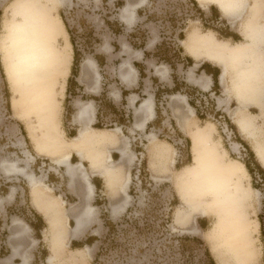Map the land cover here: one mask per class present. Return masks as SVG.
I'll use <instances>...</instances> for the list:
<instances>
[{"label":"rangeland","instance_id":"1","mask_svg":"<svg viewBox=\"0 0 264 264\" xmlns=\"http://www.w3.org/2000/svg\"><path fill=\"white\" fill-rule=\"evenodd\" d=\"M126 1L22 0L17 5L14 0H0V43L6 45L8 58L15 53V24L29 22L34 15L51 18L50 34L58 50H64L61 60L51 56L45 66L27 70L22 77L17 75L14 93L9 90L0 53V264H218L210 244L223 253L226 264H252L230 247L236 225H242L250 238V248L257 257L254 263L264 264V178L259 169L264 170V165L252 150L255 142L264 147V112L247 109L254 114L256 126L249 139L235 126L236 101L228 103L227 109L218 103V98L224 97L222 89L212 93L182 84L190 67L184 61L179 34L184 38L189 31L198 30L213 33L228 44L243 42L240 30L248 15L244 12L232 22L215 5L210 12L206 2L199 4L205 9L198 11L187 0H148L124 26L119 21ZM258 1L261 7L255 16L261 19L264 0ZM226 33H239L241 40L224 39ZM154 36L161 48L149 50L142 59L146 77L140 90L150 93L156 91V85H163L157 92L162 126L132 132L126 127L127 110L120 104L117 110L110 108L102 93H113L120 87L118 77L123 73L119 65L127 57L120 53L119 45L126 44L135 52ZM68 41L70 49L65 50ZM114 45H118L115 50ZM74 49L79 53L75 76L84 89L90 87V93L81 90L80 94L90 97V117L102 128L92 127L90 139L78 146L72 145L70 138L74 125L68 121L67 106L68 100L74 103L71 96L75 91L71 96L66 92ZM103 56L105 62L98 64L96 60ZM126 64L132 65L128 60L123 62L128 72ZM244 64L247 75H252L251 62ZM162 72L168 80L152 83L148 79ZM249 75L246 82H256ZM185 93L189 101L187 97L171 99ZM189 109L192 116H187ZM200 126L207 127L206 131ZM78 149L90 157L86 158L88 165L93 158L103 156L108 176L98 173L106 190L101 188L93 196V189L88 225L72 237L74 214L88 206L85 187L79 177L71 189L65 167L57 161L71 157ZM123 149L134 156L131 165H124L127 158L122 162L119 153L116 161L108 163L106 156L111 151ZM70 160L78 162L76 157ZM245 163L249 167L246 176L240 169ZM192 165L197 166L196 173L180 178L185 166ZM228 167L235 172L233 176ZM85 170L89 173L87 167ZM30 175L38 181L36 198L42 212L32 201ZM126 178L128 198L123 204ZM114 207H119L115 213ZM33 209L44 218L45 227ZM49 209L50 218L62 215L61 223L52 218L49 224L43 214Z\"/></svg>","mask_w":264,"mask_h":264},{"label":"bare ground","instance_id":"2","mask_svg":"<svg viewBox=\"0 0 264 264\" xmlns=\"http://www.w3.org/2000/svg\"><path fill=\"white\" fill-rule=\"evenodd\" d=\"M22 0H14L17 2V5L20 4ZM147 0H136L135 3H131L129 0L126 1L125 5L122 8L121 19L127 23H131L134 20L135 13L134 9L140 5L146 3ZM198 4L212 3L219 8L223 15L227 18H230L232 22L241 18V15L245 12L248 15L247 24L244 26V23L240 30V35L243 38V42L228 44L226 41L218 39L213 33L205 34L201 33L198 30L189 31L186 36L181 39V45L184 49L195 58L204 55L208 58H216L221 65V73H220V82L223 85V95L224 97L218 98V103L220 106H225L227 109L228 103L232 100H235L238 106L233 110V114L235 116L234 123L237 129L244 134L249 139L254 136L255 132V124L253 123L254 114L247 111L248 108H256L264 112V16L262 15L261 19L258 16H255V13L260 9L261 5L258 0H196ZM58 18L55 19L57 21ZM51 18L49 16H39L35 15L31 18L29 22H17L16 26V35L13 37L12 41L13 47L15 48V53L8 58L7 47L4 45L2 41L0 43V53H1V62L2 69L8 83L9 90L13 92V87L16 86L17 75L22 77L27 70L36 69L35 67L45 66L47 60L54 56L57 60H61L63 51H59L57 46L54 43V37L51 36ZM38 28H41L38 31ZM42 29L45 30L41 33ZM48 32V33H46ZM65 50L70 49L69 42H66ZM200 59V58H199ZM211 60V59H210ZM248 61L251 62L250 65V73L252 75H248L250 77H254L256 82H246L248 78L247 73L245 72L246 67L244 63ZM61 62V61H60ZM57 62V63H60ZM87 63L92 62L87 60ZM129 71H132V68L129 64ZM192 67L190 68V75H188L189 79L193 81L196 80L192 73ZM127 72V73H128ZM126 73V74H127ZM122 79L125 77V73L121 75ZM15 79V80H14ZM206 82L203 83L202 87L206 88L209 79L206 78ZM250 84V86H246ZM255 83V84H254ZM14 93V92H13ZM172 97V96H171ZM172 98L179 100H184L183 96L174 95ZM133 98L131 99V102ZM42 104V103H41ZM50 104V103H49ZM43 105V104H42ZM77 112L75 118L77 120H82L81 126L78 129V132L75 136L72 137V145L78 146L81 145L85 140L90 139V132L92 131V127L90 126L92 119L90 117V112L92 110V106L89 103H77ZM49 106V105H47ZM141 109L146 111V118L137 124L138 127L143 128L146 120L153 116V102L150 97L145 99L141 104ZM224 109V108H223ZM193 112L189 109L187 116H192ZM15 116V115H14ZM16 117V116H15ZM84 118L87 119V122L84 121ZM184 118H181L183 121ZM184 124V123H183ZM210 124V123H209ZM212 126V124H210ZM200 130L204 129L206 131L207 127L200 126ZM258 129H256L257 131ZM258 132V131H257ZM256 138V137H255ZM260 141V140H259ZM262 142V141H261ZM88 143V141H86ZM233 147L237 148L238 144L236 142L232 143ZM125 148V147H124ZM252 150L255 154L256 159L264 165V147L263 143L255 142L252 144ZM122 157H125L126 151L120 150ZM75 154L82 161L85 158L90 160L89 156H86L82 150H76ZM133 155L129 157V161L133 159ZM108 158V159H107ZM108 163L112 162L110 155L106 156ZM105 159V162H107ZM56 160V159H55ZM72 163L70 161V155H66L58 160V164H62L65 167L66 174L69 178V186L71 189H74V181L77 178H81L84 187H85V202L88 205L91 196L93 194V184L89 180V173L86 172L84 165L82 162ZM128 160V159H127ZM89 167L92 171H98L99 174L103 175V177L108 176V173L104 172L106 168L104 164L103 156L100 158H93L91 163L89 161ZM109 167H112L109 165ZM118 168V167H117ZM240 169L246 176V168L243 164H240ZM197 166H185V170L179 175L181 178H186L192 173H196ZM228 171L230 175H234V171L232 168L228 167ZM128 174V173H126ZM31 176V175H30ZM29 176V182L32 189V201L36 209L40 212L43 209L39 206L38 199L36 198L37 188L36 185L38 181L33 179V177ZM128 176V175H127ZM126 176V177H127ZM112 177V176H111ZM116 178V177H115ZM106 180V178H105ZM126 181L123 184V189L125 193V187L128 184L129 179L126 178ZM233 184L235 183V177L232 179ZM114 181V180H113ZM107 183V181H106ZM236 184V183H235ZM239 188L240 185H238ZM238 191V189H237ZM242 191V190H241ZM237 193V192H236ZM235 193V194H236ZM125 204L127 202V194L125 193ZM183 199L184 196L182 195ZM187 207H190V203L187 200H184ZM193 207V206H192ZM59 208V207H58ZM119 207H114L113 212L115 213ZM194 208V207H193ZM83 209V208H82ZM61 210V209H60ZM50 209L45 211L44 217L49 221V224L52 223V218L56 224L62 222V215L54 214L51 218V214L49 213ZM204 214L203 211L200 212ZM92 215L91 206H87L86 209L81 212L78 211L74 214L73 219L75 225L71 228V236L76 237L83 227V224L87 221L88 217ZM183 220V219H182ZM58 222V223H57ZM248 224V222L246 223ZM64 226V225H63ZM242 225L234 226V236L232 239L230 247L236 253L240 252L244 255L246 263H252L256 261V256L252 251V247L250 248V238L243 231ZM247 228L249 229L248 225ZM212 230L208 231L204 236L206 240H209ZM211 250L214 253V257L218 264H226L224 261L223 253L219 251L214 245H211ZM15 251V250H14ZM24 259L23 262H25ZM26 264V263H25Z\"/></svg>","mask_w":264,"mask_h":264},{"label":"crops","instance_id":"3","mask_svg":"<svg viewBox=\"0 0 264 264\" xmlns=\"http://www.w3.org/2000/svg\"><path fill=\"white\" fill-rule=\"evenodd\" d=\"M133 3H135V2H133ZM187 3L192 8L196 7V10H197V7H198V11H200L202 9H205L202 6L200 7L196 0H192V1L191 0H187ZM209 4H210V6H208ZM144 5H142V6H144ZM208 5L206 6V8H208V10L211 12V7L214 6V4L212 5V3H208ZM142 6H140V7H142ZM140 7H136L134 9V13H135V10L137 8H140ZM209 14L212 15V13H209ZM119 22L124 24V26L127 23V22H125L122 19H120ZM127 24H129V23H127ZM113 31L114 30H112V32ZM116 31H117L118 34L121 33L120 30L116 29ZM113 34L116 35L115 32H113ZM237 36L240 39H238L236 41L241 40V36L239 35V33H237ZM66 37H67V34H66ZM224 39H228L229 41L234 42V40L232 38H224ZM159 46H160V43H157L156 36H154L152 38V40L150 39L149 42H147L143 46V48H140V50H137L135 52H133V51L131 52L130 47L127 46L126 44L119 45L120 53L123 56L127 57V59H125V60L129 61V63L132 65V67L134 68L135 71L133 70V71L127 73V67L122 66V64H123V62L125 60H122L120 65H119L120 73L121 72L125 73V77H124V79H122L121 76L118 77V80H119V83H120V87L118 89H115V91L113 93H108L107 94L105 91L102 93V98H104V99H106L108 101L110 108H112L114 110H117V107L120 104V107L125 108L127 110V112H128L127 117L128 118H127V122H126L127 123L126 127H128L130 129V131H132V132L144 131L145 129L150 128L152 126H155V127L157 126L158 129H159L162 126L161 123H162L163 115L161 114V111H160V109H159V107L157 105L158 104L157 103V100H158L157 92L160 90L159 87L163 88V85H160V84L158 86L156 85V91H153V92H150V93H143L140 90V88H141V86L143 84V80L146 77L145 74H142V73L146 72L144 70V68H143L144 61L142 59L144 58V56L147 55V52L149 50L155 49V51H158ZM117 47H118V45H114L113 46V50L117 49ZM124 47H127V51L126 52H124V50H123ZM183 49H184V47H183ZM184 52H185L184 53L185 54L184 55V61L185 62L189 61L188 62L189 64H188L187 67H190V68L192 67L191 73H192V75L195 78H197L196 80H198V81L195 82L192 79L188 78V75H190V69H189L187 78L182 79L183 80L182 84L186 88H192L193 87V89H196V90H203V91H206V92L210 91L212 93H214L213 90H215V91L219 90L220 91L222 89V93H223V85L220 82V73H221L220 62L216 58L212 59V58L205 57L204 55H201L200 57L195 58L193 55L189 54L185 49H184ZM69 57H71L70 51H69ZM180 59H183V58L180 57ZM103 60H104L103 62H105L104 56H103ZM96 62L98 63L97 60H96ZM68 72H69V70H68ZM68 72L66 74V77L68 75ZM66 77H65V80H66ZM206 78L209 79V83H208L206 88H203L202 87L203 83L207 81ZM148 79H151L152 83H154V81H156L158 83H162L163 81L168 80V78H167V76L165 75L164 72H162V73H153L152 78L148 77ZM175 79L177 80L176 77H175ZM65 80H64V83H65ZM174 84H175V82L173 81V85ZM250 84L247 85V83H246V86H250ZM67 89H69L70 91H72V90L75 91L72 96L70 95L72 98L75 97L73 99L74 103L69 104V100L67 102L68 111H69V113H68V121H70V123L72 125H74L73 131H72L73 135L70 136V138H71V137L75 136V134L78 132V129L80 128L81 122H82V120L79 121V120H77L75 118V115H76V112H77V107H78L77 103H89V104H91L90 102H87V101H90V97L86 98V97L83 96V94H80V92H81V90L82 91L84 90L85 93H90V87H88L87 89H84V85L78 80V77L76 75V76L73 77V81L71 83H68L67 80H66V90ZM63 91H64V84H63V89L61 91L60 100L62 98ZM178 95H180V94H178ZM184 95L185 96H183V98L187 97V101H189L190 98L188 96V93H185ZM70 96H68V97H70ZM148 97H150L152 99L154 113H153V116L151 118H149L148 120L145 121L144 127L140 128V127L137 126V124H139L144 119V117L147 114L146 111H143L144 109L143 110L141 109V104ZM132 98H133V101L131 102ZM171 99H174V98H171ZM96 100L97 99H94V101H96ZM59 104H60V101H59ZM91 106H92V104H91ZM59 111H60V105H59ZM98 115L99 114L97 113L96 114V119L97 120H98ZM135 117H136V119H135ZM97 120H96V122H97ZM84 121L87 122V119L84 118ZM122 124H124V122L121 123V125ZM94 125H95V123H93V120H92V122L90 124L91 127L102 129L101 127H95ZM178 125H179V123H178ZM118 153L121 156L120 158L122 159V162L124 161L123 160L124 158L128 159V160L126 159V162H124V165H131L133 159L131 161H129L130 155H127L126 157H122L121 153L117 152V151H111L109 153L112 162L116 161ZM72 156L76 157L77 160H79V158L77 157V155L75 153L71 154L70 159L72 158ZM80 162H82V164L84 165L85 169L87 167V169L89 170L90 181L93 184V189H94L93 196L96 194V192H100L101 188H105V190H106L104 179L102 178L101 175L98 174V171H92L91 168H89L87 159L85 158V159H83ZM127 188H128V186H127ZM83 196L85 197V193L84 192H83ZM92 197H91V199L89 201V204L92 201ZM93 204H94V202H93ZM33 210H34V213L37 216L40 217L41 222H42V227H45L46 223H45L44 218L40 215V213H38V211H36L35 209H33ZM73 222H74V220H73ZM87 225H88V222H85L83 224V227H85ZM40 239L41 238H39V240Z\"/></svg>","mask_w":264,"mask_h":264},{"label":"trees","instance_id":"4","mask_svg":"<svg viewBox=\"0 0 264 264\" xmlns=\"http://www.w3.org/2000/svg\"><path fill=\"white\" fill-rule=\"evenodd\" d=\"M214 15H216V14H214ZM212 16H213V13H212ZM215 17V16H214ZM179 37L180 38H182L183 39V35L182 34H179ZM225 37L226 38H232L234 41H236V40H238V39H240V38H238L237 36H234V35H232L231 33H226L225 34ZM161 48V44H160V46H159V49ZM158 49V50H159ZM180 51V50H179ZM73 55H74V57H73V64H72V67H71V75L68 77V79H67V82L68 83H71L72 81H73V77L75 76V68H76V66H77V63H78V57H79V53H78V51H77V49H74V53H73ZM102 60H103V57H100V59H98V63H100L101 64V62H102ZM188 60V59H187ZM189 62V61H188ZM143 74V73H142ZM66 92H67V94L68 95H70L71 94V91L69 90V89H67L66 90ZM213 92L215 93L216 91L215 90H213ZM157 95H158V93H157ZM67 100V99H66ZM209 100V99H208ZM207 100V101H208ZM192 102V101H191ZM193 103V102H192ZM195 105V104H194ZM196 106V105H195ZM197 107V106H196ZM95 127H99L98 125H94ZM74 158V156H72V158L71 159H73ZM244 166H245V168L249 171V167L247 166V164L245 163L244 164ZM259 169H260V171H261V174H262V176H263V178H264V170L259 166ZM139 175V174H138ZM141 181V180H140ZM37 216V215H36ZM37 220L41 223V225H42V222H41V219H40V217L39 216H37Z\"/></svg>","mask_w":264,"mask_h":264}]
</instances>
